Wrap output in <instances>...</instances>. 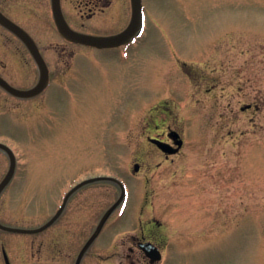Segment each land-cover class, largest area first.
Masks as SVG:
<instances>
[{"label":"rangeland","instance_id":"rangeland-1","mask_svg":"<svg viewBox=\"0 0 264 264\" xmlns=\"http://www.w3.org/2000/svg\"><path fill=\"white\" fill-rule=\"evenodd\" d=\"M0 6L41 37L51 70L36 97L0 88V142L17 160L0 195L2 224L39 227L75 184L110 175L127 197L82 264L149 220L163 227L146 237L175 243L191 264H264V0H145L141 33L104 50L63 40L44 0ZM0 76L20 89L39 78L25 44L1 26ZM171 130L183 145L165 155L150 139L170 141ZM8 165L0 150V181ZM119 194L114 182H92L50 228L0 231V264L1 245L11 264H74Z\"/></svg>","mask_w":264,"mask_h":264},{"label":"flooded vegetation","instance_id":"flooded-vegetation-1","mask_svg":"<svg viewBox=\"0 0 264 264\" xmlns=\"http://www.w3.org/2000/svg\"><path fill=\"white\" fill-rule=\"evenodd\" d=\"M58 1H59V7H60L61 13L63 15V18L66 21L69 28L75 32H79V33H83V34H87V35L110 36V35L118 34V33L122 32L128 26V24L131 20V17H132L131 0H69L70 3H68L67 0H58ZM144 1L145 0H141L142 13H143L142 24L139 27L138 31L132 37H130L126 41H124L118 45H115V46H111L108 48H97V47L90 46V45H84L82 43H76V42H73V41L67 39L66 37H64L58 31V28H57L56 23H55V19H54V15H53V9H52V0H44L45 4L49 10L51 20L54 22V25L56 27L58 35H60V37L68 43H71L74 45H79V46H82V47L90 49V50H94V49H96V50L103 49L104 50V49L121 48V47L125 46L126 44H128L133 38L138 36L141 33V31L143 30V28L145 27L146 8L144 7ZM74 3H75V6H74ZM144 10H145V14H144ZM0 11H2L5 15H7L3 11L1 6H0ZM114 20H121V28L111 32L107 28V25L109 24V22L113 23ZM13 21L15 23L19 24L22 28H24L36 43H37V41H39V39L41 37L34 35L32 32H29L17 20H13ZM111 25H113V24H111ZM0 26L3 27L4 29H6L7 31H9L7 28L2 26L1 24H0ZM9 32L12 35H14L11 31H9ZM37 45H38V43H37ZM38 48H39V51L41 52L39 45H38ZM91 48H93V49H91ZM28 53L31 56L29 51H28ZM41 54H42V56L46 62L47 67H48L49 81H50L51 70H50V67H49L46 59H45V56L43 55L42 52H41ZM31 58L35 62V60L33 59L32 56H31ZM0 88L3 89L2 87H0ZM45 89L41 93H43L45 91ZM5 92L7 94L11 95L7 91H5ZM41 93H39V94H41ZM11 96H13V95H11ZM36 96H34V97H36ZM14 98H17V97H14ZM31 98H33V97H31ZM18 99H20V98H18ZM26 99H30V98H26ZM161 140L169 142L171 145L174 146V142L171 139H170V141L164 140V139H161ZM9 165H10V162H9ZM9 165H8V168H9ZM16 170H17V163L15 165V171H14L12 177L10 178L7 186L15 178L14 176H15ZM7 171H8V169H7ZM5 188L3 189V191L5 190ZM2 192L0 193V195L2 194ZM71 196L69 197L61 215L67 209V205H68V202H69ZM113 211H115V210H113ZM113 211L111 212V214L113 213ZM111 214L109 215L107 221L110 220ZM106 222H105V224H106ZM143 223L144 222H141V224H140V228H141L140 235L133 234V235H130L127 240H122L118 243L111 242V244L109 245V252H108L107 257L98 256L96 261L94 262V264H191L189 259H187L186 257H176L175 256L176 252L171 250L174 247L173 246L169 247V244H175V243H172V242H169L166 240H155L154 236H153V238L152 237H150V238L146 237L145 232H146L147 228L152 227L154 229H159V228L163 227L162 224H160L157 220H149L146 225H144ZM50 227H48V228H50ZM0 231H5V230L0 229ZM94 241L91 243V245L88 247V249L92 246ZM145 244L150 245V247L153 248V250H145V248L143 247V245H145ZM88 249L83 254L82 259L80 261V264H82L83 259H84L85 255L87 254ZM1 253H2V257L4 259V262L6 264V259H8V261H9V258L6 254L4 245L3 246L1 245ZM182 253H183V251H182ZM100 260H101V262H100ZM105 260H106V262H103Z\"/></svg>","mask_w":264,"mask_h":264},{"label":"water","instance_id":"water-1","mask_svg":"<svg viewBox=\"0 0 264 264\" xmlns=\"http://www.w3.org/2000/svg\"><path fill=\"white\" fill-rule=\"evenodd\" d=\"M131 7H132V17L128 24V26L120 33L111 35V36H93V35H87L79 32H75L69 28L66 21L63 18V15L61 13L60 7H59V1L58 0H52V9H53V15L55 19V23L58 27V30L60 33L66 37L67 39L87 44L95 47H111L118 45L130 37H132L139 29L141 25V17H142V9H141V0H131ZM0 24L9 29L11 32H13L28 48L30 51L32 57L34 58L38 68H39V80L32 88L29 89H19L11 84H9L4 78L0 76V86L6 90L11 95H14L19 98H30L37 94H39L47 85L49 73L47 65L42 57V55L39 52V49L31 36L23 30L19 25L14 23L12 20H10L8 17H6L1 11H0ZM169 136L174 140V143L176 144V147H172L169 143L162 141L158 138H152L150 139L153 143L157 145L158 148H160L163 152L166 154H174L177 153L179 148L183 144V140L179 137V134L176 131H171L169 133ZM0 149L4 150L10 161L9 169L3 180L0 182V193L5 188V186L8 184L10 178L12 177L14 171H15V165H16V159L15 154L12 151V149L7 146L4 143L0 142ZM139 165H134V170H138ZM96 181H110L116 183L120 188V195L116 202L112 204L107 211L102 216L101 220L99 221L95 231L93 234L89 237V239L86 241L82 249L80 250L75 264H80L81 258L84 254V252L87 250L91 242L97 237L99 232L101 231L105 221L107 220L108 216L111 214V212L121 203V201L124 199L126 195V188L124 183L114 176H95L88 179L83 180L82 182L75 185L73 188H71L65 195L63 202L58 209V211L44 224L37 228H19V227H10L5 226L0 223V229L16 232V233H39L46 228H48L51 224L55 222V220L61 215L69 197L71 194H73L77 189L80 187L96 182ZM145 250H153V248L150 247V245L145 244L143 245ZM6 263L10 264L8 259H6Z\"/></svg>","mask_w":264,"mask_h":264}]
</instances>
